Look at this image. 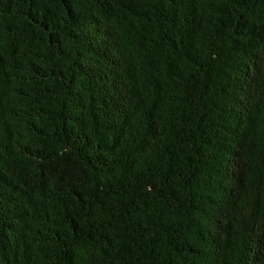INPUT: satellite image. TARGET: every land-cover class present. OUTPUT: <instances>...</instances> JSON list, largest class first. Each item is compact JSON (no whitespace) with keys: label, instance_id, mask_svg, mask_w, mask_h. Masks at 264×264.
<instances>
[{"label":"trees","instance_id":"16d2710c","mask_svg":"<svg viewBox=\"0 0 264 264\" xmlns=\"http://www.w3.org/2000/svg\"><path fill=\"white\" fill-rule=\"evenodd\" d=\"M0 264H264V0H0Z\"/></svg>","mask_w":264,"mask_h":264}]
</instances>
